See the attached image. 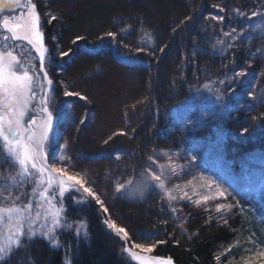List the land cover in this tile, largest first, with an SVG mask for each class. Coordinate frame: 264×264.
Segmentation results:
<instances>
[{"label": "trees", "instance_id": "16d2710c", "mask_svg": "<svg viewBox=\"0 0 264 264\" xmlns=\"http://www.w3.org/2000/svg\"><path fill=\"white\" fill-rule=\"evenodd\" d=\"M211 4L212 0H48V7L60 19L46 22V33L50 37L56 34L63 52L76 56L65 64L58 85L62 89L71 83L73 91L86 97L78 101L70 118L78 114L82 118L90 112L99 117L89 127L83 124L80 129L78 125L69 140L72 151L68 158L87 167L86 179L89 172L100 179L111 174L116 179L138 164L146 147L142 135L137 133L140 136L133 138L132 131H139L143 112L146 115V108L153 104L164 105L169 97L163 93L171 84L177 90L179 83H188L185 86L190 88L197 81H189L186 75L188 65L195 63L190 60L189 49L202 35L206 22L205 15L199 19L197 15L200 11L204 14ZM108 32L117 35L108 37ZM77 36L82 39L76 41ZM106 39H111L115 55L100 52ZM109 70L113 73L110 80L100 75ZM181 72L184 80L176 81ZM90 73L95 76L87 78ZM115 76L116 81L112 78ZM180 109L167 101L153 119L176 114ZM183 111L186 108L179 112ZM145 128L141 134H148ZM112 195L115 193H110L106 207L128 229L127 242L156 230V238L148 243L156 245L151 253L155 257H170L175 264H225L222 249L231 240L232 230L210 223L176 229L167 221L169 209L156 206L157 196L130 202L122 195L114 199ZM57 200L63 207L64 222L84 223V238L76 234L75 224L70 228L65 223L58 234L59 246H52L40 235L24 239V246L0 264H138L124 251L121 235L105 223L107 212L82 189L70 188L62 198L58 193Z\"/></svg>", "mask_w": 264, "mask_h": 264}, {"label": "rangeland", "instance_id": "374dc122", "mask_svg": "<svg viewBox=\"0 0 264 264\" xmlns=\"http://www.w3.org/2000/svg\"><path fill=\"white\" fill-rule=\"evenodd\" d=\"M33 2L37 5L41 24L51 22L50 18L55 12L48 7V0H33ZM262 6H264V0H212L211 6L204 11V14H202L203 11H200L201 14H198L197 18L205 15L206 22L202 35L194 41V47L189 49L190 60L195 63L189 64L186 72L189 81H197L192 82L190 88L185 86L188 83L183 84L184 86L179 83L177 90H175L174 84H171L169 92L163 93L164 96L169 97L164 100V105L167 101H171V105L176 104L177 107H181L176 114L169 113L163 117L156 116L154 120L155 112L161 110L164 105L156 106L153 104L150 108H146V115L143 112L141 117L143 122H141L140 127L146 126V131H148L146 135L140 134L142 135V144H145L146 147L141 154L142 156L146 155L148 148H150L156 164L164 166L161 169L153 165V168L158 173L164 172L166 187L172 190V195L177 197L182 195V192L176 190L175 186L177 185L192 195V186L184 187L189 180H193L196 185L212 180L225 191V197L214 199L200 206L186 199L169 200L164 191L140 175L151 164L149 159L146 162L138 163L129 170L126 169V174L113 179L112 184L113 182L114 184L106 186L104 189L101 187L100 178L92 172H87L86 186L91 187L100 197L103 203V211L105 208L107 209L106 202L111 191L115 193V196L122 195L124 200L130 202H140L146 195L151 196L149 199L157 196L159 198L158 203H163L165 208L169 209L166 210L169 214L167 221L176 229L184 230L187 225L192 224L195 227L199 223L203 226L210 223L232 230L231 240L222 249V253L226 257L225 264H264V256L261 255L264 252V223L261 222L264 220V56L252 55L258 48L264 49V36L258 33H250V36L254 38L241 37L235 41L224 36V33L230 32L233 28L236 29L237 33L240 32L241 28H249L250 24L246 21V17L237 15V10L247 16L252 11H264ZM2 12L0 20L5 15L10 17L20 15L19 9L4 8ZM212 16H222L224 20H212ZM57 19H60V16ZM256 19L253 18V21ZM4 34L6 33L0 30V35ZM57 39L56 34L52 35L45 45L49 50L46 53L48 57L46 70L49 73V78L53 81L50 95L54 103L58 104L61 109L59 112H54L51 140L45 145L46 156L49 164L55 163L57 167H67L70 173H80L86 177L85 170L87 167L76 164L75 159L70 160L68 158L69 152L72 151L69 140L77 130L78 125L80 129H82L83 124L85 128L89 127L95 119L98 121L99 117L95 118L96 114L90 112L82 118L80 114L70 118L73 110H76L78 101L82 99L77 96L64 95L65 91L78 92L73 91L74 87L71 83L62 89L58 84L61 76L64 77L62 70L65 64L67 65V62L76 56L73 53L69 54L67 57L71 58L66 60L67 57L60 56L59 53L63 52V49ZM218 40H224L225 43L217 44ZM13 43H23L26 49L31 47L26 42ZM229 43L235 44L236 47L229 49ZM99 49L104 55L108 53L115 55L112 50L111 39H106ZM232 53L233 58H229ZM25 54L27 55V52ZM187 54L189 55V53ZM31 57L34 58L33 63L38 69L39 58L34 50L31 51ZM242 71L245 75L236 76V73ZM92 74H87V78H91ZM112 74L109 70L100 75L108 77L110 80L109 77ZM40 75L43 74L40 73ZM184 77L185 74L181 72L176 81H182ZM112 78L116 81V76ZM220 81L224 82L220 83ZM55 86H57V90L54 89ZM44 87L47 88V84ZM250 91L255 94V98L248 96ZM37 92L39 94V89ZM227 105H229L228 109L224 111L223 107ZM77 108L79 109V107ZM185 108L186 112H182L180 115L179 111ZM32 110L34 113L35 102ZM30 118L31 116H26V119ZM86 123L88 124L85 125ZM90 129L86 132L90 133L88 132ZM134 132L132 131L133 138L140 136ZM61 145L65 147L62 149ZM122 150L120 148V151ZM125 156L128 157L127 151ZM61 157L63 160L60 159ZM173 162L176 166V176H171L170 165ZM129 178H133L138 186L147 183L148 187L143 188L142 191L122 190L116 192V183H124ZM217 190L215 186L210 192L207 188L197 187V195L193 196V199L201 195L214 194ZM28 191L30 193L31 188H28ZM90 198L93 199L95 205L101 206L96 203L94 198ZM24 202L27 203V200ZM217 203L232 204L233 207L217 212ZM106 212L107 221L109 219L128 233V229L116 221L119 219L114 214L112 217L110 210ZM33 215H35L34 212ZM225 220H227V224L224 223ZM64 221L61 212L60 226L52 232V238L48 239L42 233L47 232L52 227L51 220L50 218L46 220L41 215L40 219L32 224L35 231L34 236L40 235L52 246H59L58 234L64 230L65 223H68ZM74 224L76 234L83 239L87 234L84 223H68L70 228H73ZM25 228L27 229V224ZM155 231L151 234L143 233L144 236L142 237L137 235L130 242L125 240L123 249L132 248L134 243L148 246V243L157 236ZM120 235L122 236V234ZM23 239L27 240L28 238L24 237ZM53 241L56 243L54 244ZM230 245H238L239 247H234L225 253V249L229 248ZM132 251L144 254L140 249L132 248ZM148 255L155 257L151 253Z\"/></svg>", "mask_w": 264, "mask_h": 264}, {"label": "snow or ice", "instance_id": "6c2138e0", "mask_svg": "<svg viewBox=\"0 0 264 264\" xmlns=\"http://www.w3.org/2000/svg\"><path fill=\"white\" fill-rule=\"evenodd\" d=\"M4 8L19 9L20 15L11 17L5 15L0 20V30L6 33L0 35V41H2L0 42V262L10 259L12 254L24 246V237L31 239L35 235L32 224L40 219L41 215L46 220L50 218L52 225L42 235L48 239L52 238V232L60 226V216L63 211L62 204L60 207L57 206L60 203L57 200V190L59 197L62 198L70 188L82 189L103 208L100 197L91 187L86 186L85 175L70 173L67 167H57L55 163L49 164L47 160L45 145L51 140L54 112H59L61 109L58 104L54 103L50 95L53 81L49 78V73L46 70V60L48 59L46 53L49 50L45 46L44 34L41 31V17L37 11V5L33 0H4V3L0 4V10ZM237 15L246 17V21L250 24L249 28H241L239 33L233 28L230 32L224 33V36L230 37L233 41L241 37L254 38L250 36V33L264 36V11H252L250 15L246 16L245 13L237 10ZM253 18L257 19L253 21ZM50 19L56 20L57 17L53 15ZM211 19L223 21L224 17L212 16ZM106 35L115 37L117 34L108 32ZM81 39L82 37H76V41ZM13 42H26L31 47L26 49L23 43ZM224 43V40L217 41V44ZM234 47H236L235 44H228L229 49ZM32 50L39 58L38 69L33 63L34 58L31 57ZM137 51H143V49H137ZM59 55L67 57L69 52H60ZM252 55L264 56V49L258 48ZM40 73L43 75L41 76ZM243 75H245L243 71L236 73V76ZM223 82L220 81V83ZM45 84H47V88L44 87ZM37 89H39V94ZM64 95L86 99L79 92L65 91ZM248 96L255 98V94L251 91L248 92ZM34 102L35 112L33 113ZM26 116H31V118L26 119ZM107 142L105 141V143ZM60 147L63 149L65 146L61 145ZM60 159L63 160V157ZM148 159L151 164L140 175L164 191L169 200L186 199L200 206L226 195L225 191L212 180L199 185L194 184L193 180H189L184 187L192 186V195L183 191L179 185L175 188L182 192V195L180 197L172 195V190L166 187L164 172L158 173L153 168V165L161 169L164 166L156 164L151 156ZM169 159L171 158L169 157ZM170 171L171 176L177 175L174 162L170 165ZM213 186L218 189L214 194L201 195L193 199V196L197 195V187L207 188L210 192ZM146 187H148L147 183L138 186L133 178H129L124 183H116L115 191H142ZM28 188H31L30 193ZM25 200L27 203L24 202ZM232 207V204L217 203L216 211L220 212ZM104 211L107 209L105 208ZM261 222L264 223V220ZM105 223L116 233L122 234L121 239L128 238V233L124 228L110 220ZM224 223L227 224V220ZM26 224L27 229L25 228ZM53 243L55 244L56 241ZM157 243H163V241ZM155 247V244L145 246L134 243L132 248L140 249L144 254L132 251V248L128 247L124 251L130 255L132 261H137L138 264H173L170 257L148 255L153 252ZM234 247L239 246L230 245L225 249V253ZM261 255L264 256V252ZM217 259L219 260L220 257L218 256Z\"/></svg>", "mask_w": 264, "mask_h": 264}, {"label": "bare ground", "instance_id": "6f19581e", "mask_svg": "<svg viewBox=\"0 0 264 264\" xmlns=\"http://www.w3.org/2000/svg\"><path fill=\"white\" fill-rule=\"evenodd\" d=\"M184 112V111H183ZM185 113V112H184ZM180 115H182L181 113H180ZM139 129V131H136L137 133H139V134H141V132H142V130H143V128H138ZM134 134H135V132H134ZM133 134V135H134ZM153 157V153H152V151L150 150V148H148V152H147V154L146 155H141V156H139L140 158H139V164L140 163H142V162H146V160L149 158V157ZM109 174H111V173H109ZM112 181H113V176H112V174L111 175H105V177L103 178V179H100V183H101V187H103V189L104 188H106V186H112L113 184H114V182H113V184H112ZM111 192H113V191H111ZM151 196H149V195H146L144 198H143V200H148L149 198H150ZM112 198L114 199L115 198V196H113L112 195ZM109 201H110V199H108ZM153 201V200H152ZM156 202V206L157 207H161L162 209H165V205L163 204H159L158 202H159V200H155Z\"/></svg>", "mask_w": 264, "mask_h": 264}, {"label": "flooded vegetation", "instance_id": "af4514ba", "mask_svg": "<svg viewBox=\"0 0 264 264\" xmlns=\"http://www.w3.org/2000/svg\"><path fill=\"white\" fill-rule=\"evenodd\" d=\"M3 3H4V0H1V1H0V4H3ZM0 14H3L2 10H0ZM41 25H42V27H41V31H42L43 34H44V41H45V45H46V43H47V41H48V38H49L50 36H49L48 33H46V30H45V24L42 23Z\"/></svg>", "mask_w": 264, "mask_h": 264}, {"label": "water", "instance_id": "95a60500", "mask_svg": "<svg viewBox=\"0 0 264 264\" xmlns=\"http://www.w3.org/2000/svg\"><path fill=\"white\" fill-rule=\"evenodd\" d=\"M162 258H169V257H162ZM171 259H172V258H171ZM172 261H173V259H172ZM173 264H175L174 261H173Z\"/></svg>", "mask_w": 264, "mask_h": 264}]
</instances>
